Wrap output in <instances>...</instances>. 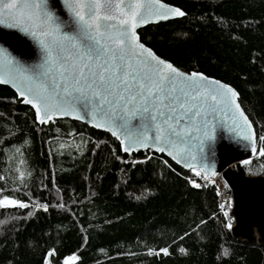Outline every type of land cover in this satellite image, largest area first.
<instances>
[{"label":"trees","instance_id":"1","mask_svg":"<svg viewBox=\"0 0 264 264\" xmlns=\"http://www.w3.org/2000/svg\"><path fill=\"white\" fill-rule=\"evenodd\" d=\"M162 1L185 16L147 26L141 41L235 88L257 133V156L243 167L264 176V0ZM0 176L3 195L31 205L0 208V264H45L53 249L52 264L73 255L76 264H264L257 240L233 235L232 207L225 216L215 186L193 187L192 171L153 152L130 160L120 141L78 121L39 124L2 85ZM163 248L169 255L155 254Z\"/></svg>","mask_w":264,"mask_h":264},{"label":"snow or ice","instance_id":"2","mask_svg":"<svg viewBox=\"0 0 264 264\" xmlns=\"http://www.w3.org/2000/svg\"><path fill=\"white\" fill-rule=\"evenodd\" d=\"M63 6L68 19L56 14L50 0H0V24L21 29L40 49L34 65L15 62L0 49L9 68L0 74V84L16 89L17 99L34 110L39 124L54 123L62 116L80 120L83 112L94 126L111 132L123 152L143 148L166 153L206 180L211 176L196 170L193 162L199 154L202 167H207L204 161L214 152L215 129L223 126L222 120H230L235 126L230 130L239 129L244 140H255L252 122L232 87L203 73H186L141 42L137 28L184 16L179 8L161 0H63ZM259 139L264 142V135ZM259 155L264 156V147ZM24 176L20 172L21 184ZM5 190L0 188V208L29 207L3 195ZM33 207L48 210L46 204ZM160 252L169 255L167 248L155 254ZM54 255L50 250L45 264ZM77 259L73 255L64 264H76Z\"/></svg>","mask_w":264,"mask_h":264},{"label":"water","instance_id":"3","mask_svg":"<svg viewBox=\"0 0 264 264\" xmlns=\"http://www.w3.org/2000/svg\"><path fill=\"white\" fill-rule=\"evenodd\" d=\"M161 2L168 5L169 7L179 8L162 0ZM50 6L54 8L57 15L63 17L64 19H68V14L63 6V0H50ZM179 9L183 11L181 8ZM184 16H170V18L167 20H159L144 24L142 27L137 28V34L140 36L139 31L146 28L147 26L158 25L161 23L178 20L183 18ZM145 46L148 47L147 45ZM0 49L6 50L7 55L10 58H12L15 62L23 65H34L38 63L40 59V49L35 40L30 35H27L19 28H9L4 24H0ZM8 72L9 68L5 64L4 57L3 55H0V74H6ZM209 78L215 79L212 77ZM219 81L232 87L231 85L221 80ZM0 85L9 87L17 94L16 89L12 87L11 84ZM233 89L235 90V88ZM239 99L238 103H240ZM241 109H243L242 105ZM244 113L245 115H247L245 110ZM81 115L83 116V118L80 120L74 119L71 116L55 117L54 120H75L96 130L106 132L113 138L117 139L111 134V132H108L105 128L94 126V124L91 122V117L85 115L83 112L81 113ZM219 115L220 114L218 113L217 116L219 117ZM249 121L251 120L249 119ZM50 122L52 121H49L48 123ZM133 123L135 124L136 121H133ZM222 125V127L218 125L215 129L216 139L213 144L214 152L212 153V156L209 160L204 161V163L207 164V167H202L200 162L201 157L199 154H197V161L193 162L194 166L196 169H200L203 173L206 172L211 177L221 176L228 184L233 195L234 205L232 211L235 219V226H233L232 228L233 235L247 242H253L257 240L259 244H261L264 248V176H251L247 174L243 167L244 161L251 160L257 156V133L255 127L252 124V131L255 132V140L251 141L244 140L242 138V135L240 134L239 129H237V131L235 132L231 131L230 129L235 126L232 125L230 120H222ZM253 148H255V151H253ZM145 151H152L157 155L165 156L185 171H192L191 168H187L184 166L183 160H181L180 163H177L171 157L167 156L166 153H157L151 149L146 150L141 148L139 151H133L131 154H139ZM123 153L130 155L129 153ZM212 172H215L216 175L212 176ZM30 207L31 205L29 204L28 208ZM37 210L48 212V210L44 211L42 208H38ZM256 232L259 235V238L256 237ZM50 264H52L51 261Z\"/></svg>","mask_w":264,"mask_h":264},{"label":"built area","instance_id":"4","mask_svg":"<svg viewBox=\"0 0 264 264\" xmlns=\"http://www.w3.org/2000/svg\"><path fill=\"white\" fill-rule=\"evenodd\" d=\"M151 152L152 151H145V152H142V153L148 154V153H151ZM133 158H134V154H130L129 155V159L130 160H133ZM196 170L201 171L200 169H196ZM192 172L195 175V172L193 170H192ZM193 181H195L196 183H199L201 185V187L202 186H215L217 188V190H218V193H219V204L220 205L221 204L224 205V207L222 208L223 211L225 212L226 206H231L232 207V210H233V206L234 205H233V195H232V192H231L228 184L226 183V181L221 176L211 177L210 180H206V179H202L201 176H196L195 175V180H193ZM233 226H235V223H234Z\"/></svg>","mask_w":264,"mask_h":264},{"label":"bare ground","instance_id":"5","mask_svg":"<svg viewBox=\"0 0 264 264\" xmlns=\"http://www.w3.org/2000/svg\"><path fill=\"white\" fill-rule=\"evenodd\" d=\"M256 237L259 238V235L257 234V232H256ZM67 259H68V258H67ZM78 260H79V259H78ZM78 260H77V261H78ZM77 261H76V262H77Z\"/></svg>","mask_w":264,"mask_h":264},{"label":"rangeland","instance_id":"6","mask_svg":"<svg viewBox=\"0 0 264 264\" xmlns=\"http://www.w3.org/2000/svg\"><path fill=\"white\" fill-rule=\"evenodd\" d=\"M64 264V263H63Z\"/></svg>","mask_w":264,"mask_h":264}]
</instances>
